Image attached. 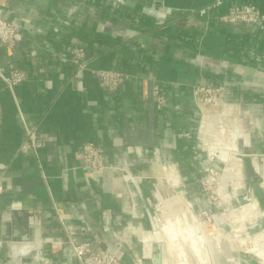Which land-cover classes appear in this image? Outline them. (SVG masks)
Wrapping results in <instances>:
<instances>
[{
    "label": "crops",
    "instance_id": "0c3cea01",
    "mask_svg": "<svg viewBox=\"0 0 264 264\" xmlns=\"http://www.w3.org/2000/svg\"><path fill=\"white\" fill-rule=\"evenodd\" d=\"M243 3L264 12V0H0V16L20 29L15 45L0 43V264H77L70 238L122 264H153L162 242L168 264L169 224L155 221L170 197L182 214L191 210L180 198L189 200L194 219L208 211L221 231L234 213L245 231L264 235V26L219 20ZM72 46L86 49L82 71ZM13 68L26 78L10 87ZM99 69L127 78L108 92ZM202 82L239 110L227 153L241 189L228 188L225 208L202 192L205 167H218L200 137ZM31 127L42 142L36 154L19 150ZM86 142L102 149L94 175L82 167Z\"/></svg>",
    "mask_w": 264,
    "mask_h": 264
},
{
    "label": "built area",
    "instance_id": "2783aa9c",
    "mask_svg": "<svg viewBox=\"0 0 264 264\" xmlns=\"http://www.w3.org/2000/svg\"><path fill=\"white\" fill-rule=\"evenodd\" d=\"M212 6L200 9L199 13L204 14ZM219 20L226 24H246L251 26H264V12L262 9L254 3H243V4H232L228 9L220 14ZM20 34V29L11 21L0 16V43L8 47L15 45L17 38ZM72 54V61L77 65V70L82 71L87 67V53L83 46H72L69 48ZM1 69V68H0ZM95 73L99 77L102 87L108 92L117 91L127 78V73L118 69H99ZM26 78L25 71L19 68H13L10 76L5 77L7 83L11 86L22 82ZM164 87L160 83H155L152 88V96L156 102L159 109H162L167 105V98L164 95ZM194 99L198 107L204 113V103L208 100L218 102L219 100L224 103V105L230 104L228 101L225 91L219 87H215L206 82L200 83L198 87L194 90ZM221 104V103H219ZM234 106V105H233ZM231 109V108H230ZM243 111V112H242ZM242 113H247V110L242 109ZM234 112L239 113V110L234 106ZM246 115H243V117ZM203 129V127H202ZM202 129L200 131V137L203 140ZM42 142L37 138V127H31L27 129L26 139L22 142L19 150L22 152L32 151L34 154L37 153ZM82 155V167L89 175H94L104 169L102 163V149L99 145L94 142H86L81 148ZM227 150V148H226ZM208 161L213 163L214 160H221L224 164L223 172L228 174L229 169H227V161L220 158L221 150L212 151L207 148ZM230 153V152H229ZM232 154V153H230ZM226 166V167H225ZM219 167L208 165L205 167L204 171L206 176L202 179V183L207 182L215 183V190H212V194H216L218 203H231V197L228 188L234 189V182L230 180L227 176L223 179L221 173L217 170ZM231 173V170H230ZM228 186V187H227ZM204 215L210 216L207 211L201 212ZM211 219V217H209ZM72 250V257L76 260L77 264H122L121 258L107 250L95 249L90 241L78 242L70 238L68 241ZM138 263H142L139 260Z\"/></svg>",
    "mask_w": 264,
    "mask_h": 264
},
{
    "label": "rangeland",
    "instance_id": "374dc122",
    "mask_svg": "<svg viewBox=\"0 0 264 264\" xmlns=\"http://www.w3.org/2000/svg\"><path fill=\"white\" fill-rule=\"evenodd\" d=\"M216 101L218 102L207 100L204 103L205 122L202 134L204 137L203 139L207 144V148L212 151H223L224 153L221 152L219 156L221 159H224V155H229L226 148L230 141L229 135L232 134V124L236 122L238 114L234 112L233 105H224L223 102L219 100ZM214 161H216V164H218L217 166L220 168V170L218 169L217 171L221 173V177L224 179L227 176L232 180L234 182V189L237 190V185H235L239 180V174L237 173L239 168L235 167V163L237 162L230 163L231 166H234L233 168H230L233 170V172H231L232 174L230 172L225 174L222 170L223 165H219L221 160L215 159ZM205 183L206 184H203L201 181L203 196L206 199L210 200L212 203L214 202L215 205L224 208L229 205L228 203L223 202L222 204H219L216 194H212V190L216 189L215 183H211V181L207 182L206 179ZM164 188L168 189V192L170 191V194L172 195L173 192L172 189H169V186L166 185ZM169 199V203L164 201L165 203L161 202L159 204L158 217L155 221L157 229L162 227L161 225L165 222L171 226L178 225L179 227L178 232L174 230L175 232L169 235L170 239L168 237L166 239L169 251L168 264H206V262H209L204 256L203 249L200 247L201 244H199V242H192V235L194 236V234H192V229L197 228V226H200L205 232L204 236L206 241L204 238V245H206L212 254L213 264H264L261 262L262 260L258 255L251 251L252 233H249L247 229L246 231L244 230L241 220H239L238 216L234 213L231 217L233 220V222L231 221V225H223L221 231L213 224L211 219H209L210 216L208 217L201 213V218H192L190 212L193 208L191 204H189V200L187 201L183 196H181L180 199L187 205L188 210H191L186 211L184 214L179 210V202L177 200L174 202L171 197Z\"/></svg>",
    "mask_w": 264,
    "mask_h": 264
},
{
    "label": "bare ground",
    "instance_id": "6f19581e",
    "mask_svg": "<svg viewBox=\"0 0 264 264\" xmlns=\"http://www.w3.org/2000/svg\"><path fill=\"white\" fill-rule=\"evenodd\" d=\"M224 159H226L229 163H232L234 162L235 160L233 159V156L232 155H227V156H223ZM223 160V159H222ZM234 167V166H232ZM168 176V175H167ZM241 183V182H240ZM242 184V183H241ZM238 187H237V190H240L241 189V185L240 184H237ZM174 186H177L176 185V181H175V184ZM174 189V188H173ZM177 191V190H176ZM175 192V191H174ZM178 199V198H177ZM176 199V200H177ZM175 201V197L173 199ZM186 206V205H185ZM187 206L184 207V210H187ZM241 211V210H240ZM245 211H247V208L245 209ZM245 213V212H244ZM242 213V214H244ZM188 216V215H187ZM179 217V216H178ZM252 218V217H251ZM188 221V220H187ZM166 230L167 232L169 233V235H171L173 232H175L174 230H176V232H178V225H175V226H171V225H166ZM182 228V227H181ZM190 232V231H189ZM185 233V232H184ZM192 234H194V236L192 235V242L193 243H198L201 244V248L203 249V253H204V256L206 258V260H208L209 262L206 264H212V255L209 251V249L206 247V245H204V234L205 232L203 231V229L200 227V226H197V228H193L192 229ZM170 239V238H169ZM186 240V239H185ZM205 241H206V238H205ZM183 242V241H182ZM251 242V241H250ZM28 244V243H27ZM206 244V243H205ZM261 244V245H260ZM260 246V248H258ZM29 246H27L28 248ZM31 247V246H30ZM29 247V248H30ZM252 248V252L256 253L258 255V257L264 261V235L263 234H259V235H255L252 237V246H250ZM179 254H182V253H179ZM255 254V255H256ZM180 256V255H179ZM180 258V257H179ZM204 258V257H203ZM178 260V259H177Z\"/></svg>",
    "mask_w": 264,
    "mask_h": 264
},
{
    "label": "water",
    "instance_id": "95a60500",
    "mask_svg": "<svg viewBox=\"0 0 264 264\" xmlns=\"http://www.w3.org/2000/svg\"><path fill=\"white\" fill-rule=\"evenodd\" d=\"M158 253L154 256L153 264H164V248L163 243L158 244Z\"/></svg>",
    "mask_w": 264,
    "mask_h": 264
}]
</instances>
